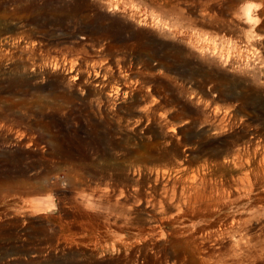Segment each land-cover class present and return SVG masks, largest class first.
<instances>
[{"label":"rangeland","instance_id":"rangeland-1","mask_svg":"<svg viewBox=\"0 0 264 264\" xmlns=\"http://www.w3.org/2000/svg\"><path fill=\"white\" fill-rule=\"evenodd\" d=\"M257 105L264 0H0V264H264Z\"/></svg>","mask_w":264,"mask_h":264},{"label":"bare ground","instance_id":"bare-ground-1","mask_svg":"<svg viewBox=\"0 0 264 264\" xmlns=\"http://www.w3.org/2000/svg\"><path fill=\"white\" fill-rule=\"evenodd\" d=\"M72 76V75H71ZM235 93V92H234ZM237 100V99H236ZM257 108L260 110L259 112L263 113L264 114V107L260 106V105H257ZM197 194V191H195V195ZM194 206V205H193ZM192 206V207H193ZM208 232V230L206 231Z\"/></svg>","mask_w":264,"mask_h":264}]
</instances>
